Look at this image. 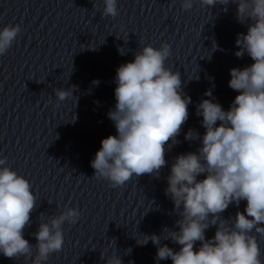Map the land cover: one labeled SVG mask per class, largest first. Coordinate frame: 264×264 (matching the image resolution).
<instances>
[{
  "label": "clouds",
  "instance_id": "9594fccd",
  "mask_svg": "<svg viewBox=\"0 0 264 264\" xmlns=\"http://www.w3.org/2000/svg\"><path fill=\"white\" fill-rule=\"evenodd\" d=\"M199 3L209 9L224 5L225 10L229 4L236 5L235 18L247 24V32L237 34L234 55L243 58L247 54L253 63L230 69L228 86L238 94L227 110L213 98L211 90L204 93L209 98L196 105L205 131L201 134L189 128L184 140L199 141V146L175 156L166 177L164 194L178 218L173 228L164 226L160 234H142L136 242L146 246L151 241L157 264L169 259L172 264H264L257 239L264 236V0ZM103 5L102 16L118 15L117 0H103ZM193 5L194 0H181L185 11ZM20 32V24L0 28V56L8 52ZM118 51L126 54L123 47ZM171 55L167 42L159 48L148 44L136 51L132 61L116 69V103L107 113L116 134L102 139L90 162L94 178L113 188L124 186L133 176L160 178L168 164L166 152L180 143L177 138L192 103L183 91L180 72L165 66ZM92 83L99 86L100 81ZM78 90L76 85L57 88L54 95L58 102L75 98L77 103L79 97L74 92ZM6 164L7 158H0V254L46 264L51 254L62 251L64 224H76L81 212L65 206L59 215L39 223L32 233L37 243L30 244L24 230L31 225L37 197L29 180ZM241 201L246 202L243 211L227 219L222 216L229 206L238 207ZM212 227L214 235L206 238V230ZM164 241L179 245V249ZM101 258H106V264H123L116 252L107 257L102 252Z\"/></svg>",
  "mask_w": 264,
  "mask_h": 264
}]
</instances>
